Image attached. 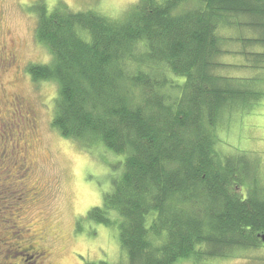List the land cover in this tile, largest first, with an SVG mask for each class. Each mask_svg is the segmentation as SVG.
I'll use <instances>...</instances> for the list:
<instances>
[{"label": "trees", "instance_id": "obj_1", "mask_svg": "<svg viewBox=\"0 0 264 264\" xmlns=\"http://www.w3.org/2000/svg\"><path fill=\"white\" fill-rule=\"evenodd\" d=\"M25 11L50 55L25 73L56 84L52 129L84 152L123 156L101 205L73 226L114 229L122 257L85 264H200L264 250V175L218 136L264 97L260 78L221 73L250 66L264 74V0H138L119 18L61 0L51 8L34 0ZM226 46L242 63L219 62L232 52ZM16 223L0 233L3 262L42 249L20 244Z\"/></svg>", "mask_w": 264, "mask_h": 264}, {"label": "rangeland", "instance_id": "obj_2", "mask_svg": "<svg viewBox=\"0 0 264 264\" xmlns=\"http://www.w3.org/2000/svg\"><path fill=\"white\" fill-rule=\"evenodd\" d=\"M33 1L0 0V39L2 34H9L13 39L9 47L16 50L15 63L1 74L4 81L13 76L16 66L26 67L29 63H45L50 59L47 50L35 41V16L25 11ZM44 1L51 8L59 0ZM61 1L72 11L91 10L119 18L128 6L138 0ZM228 47L225 49L232 52L223 54L219 62L242 63V59L234 58L235 48ZM221 69L222 74L233 77L260 78L256 85L264 94L263 70H253L250 66ZM8 84L5 83L0 92V190L3 197L0 201L3 207H0L4 209L5 206L1 223L7 227L17 220L16 227L25 231L20 244L32 243L43 248V255L37 257L38 264H42L44 257L47 264L119 261L122 253L114 229L85 221L80 232L73 226L89 208L101 205L107 185L118 173L112 164L122 161L123 156H114L103 147L93 149L91 153L84 152L79 145L52 129L50 102L56 93L55 83L34 81L26 74L19 81ZM14 93L21 102L20 111L11 104ZM219 131L218 136L226 144V149L234 153L244 152L246 160L258 162L262 171L260 176L264 175V97L246 112L236 114ZM12 144L20 151L19 154ZM24 144L25 153L21 151ZM28 163H32L29 170L26 167ZM3 228L0 226L1 234ZM6 231L11 232L9 228ZM11 238L3 242L13 244L15 241ZM29 256L26 258L31 262L34 256ZM24 258L15 256L3 262L1 255L0 261L4 264H28ZM181 264H193V260ZM200 264H264V250L250 248L231 258H207Z\"/></svg>", "mask_w": 264, "mask_h": 264}, {"label": "flooded vegetation", "instance_id": "obj_3", "mask_svg": "<svg viewBox=\"0 0 264 264\" xmlns=\"http://www.w3.org/2000/svg\"><path fill=\"white\" fill-rule=\"evenodd\" d=\"M1 37L2 38L0 39V92H1V89L4 88L5 83H9L11 85L14 82L19 81V79L21 77L26 76L25 65L24 66H16L14 68V70L12 71L13 76L10 77L9 79H6L5 81L2 80L3 78H1V74L4 73L9 67H11L13 65V63H15L16 50L14 48L9 47V45L13 43V39H11L9 37V34L4 33V34H2ZM16 76H17V78H16V80H14ZM18 99L19 98H18L17 93H14L13 99L11 100V104L14 105L15 110L20 111L22 108H21V102ZM32 128H34V125ZM30 147H31V145H30ZM21 151L23 153H25V151H26V145L25 144L21 148ZM1 152L3 153V150H1ZM16 152L18 154L20 153V151H16ZM27 165H28V168H30V169L32 168V163H28ZM41 250H38V251L33 253V254H35V255H33L34 258L31 257V262H28V264H38V259H37L38 255H43V253H44L43 248ZM41 262H42V264H47L46 257H44Z\"/></svg>", "mask_w": 264, "mask_h": 264}, {"label": "water", "instance_id": "obj_4", "mask_svg": "<svg viewBox=\"0 0 264 264\" xmlns=\"http://www.w3.org/2000/svg\"><path fill=\"white\" fill-rule=\"evenodd\" d=\"M260 239L264 242V233L259 234Z\"/></svg>", "mask_w": 264, "mask_h": 264}]
</instances>
